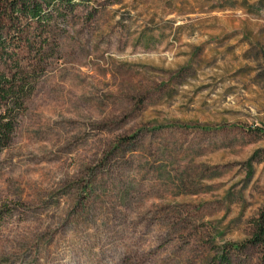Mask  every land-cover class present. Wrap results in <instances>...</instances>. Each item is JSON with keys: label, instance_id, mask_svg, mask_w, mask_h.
Wrapping results in <instances>:
<instances>
[{"label": "rangeland", "instance_id": "rangeland-1", "mask_svg": "<svg viewBox=\"0 0 264 264\" xmlns=\"http://www.w3.org/2000/svg\"><path fill=\"white\" fill-rule=\"evenodd\" d=\"M49 19L0 2V72L33 85L0 152V264H264V0Z\"/></svg>", "mask_w": 264, "mask_h": 264}, {"label": "trees", "instance_id": "trees-1", "mask_svg": "<svg viewBox=\"0 0 264 264\" xmlns=\"http://www.w3.org/2000/svg\"><path fill=\"white\" fill-rule=\"evenodd\" d=\"M3 0H0V2ZM8 3L9 13L18 17H26L37 24L47 25L49 17L66 16L73 12L77 3L90 0H4ZM4 13V12H2ZM49 16V17H48ZM0 25V48L4 38ZM42 58H39L40 62ZM37 62V63H38ZM32 75L28 71L17 69L10 77L0 72V152L11 142L17 125V118L24 110L25 99L33 90ZM259 231L254 238L264 245V214L258 223Z\"/></svg>", "mask_w": 264, "mask_h": 264}, {"label": "crops", "instance_id": "crops-1", "mask_svg": "<svg viewBox=\"0 0 264 264\" xmlns=\"http://www.w3.org/2000/svg\"><path fill=\"white\" fill-rule=\"evenodd\" d=\"M227 32H232V31H227ZM206 35V34H205ZM240 40L238 39H234V38H227V39H223L219 42V44L223 45V46H227V47H233L235 45L237 46H240L239 43H241V41L239 42ZM202 42H205V44L207 45H212L214 43H216V40L214 39H209V40H206V41H202Z\"/></svg>", "mask_w": 264, "mask_h": 264}]
</instances>
